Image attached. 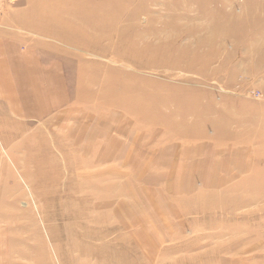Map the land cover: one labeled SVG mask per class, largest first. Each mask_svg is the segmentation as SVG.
<instances>
[{
	"label": "rangeland",
	"instance_id": "obj_1",
	"mask_svg": "<svg viewBox=\"0 0 264 264\" xmlns=\"http://www.w3.org/2000/svg\"><path fill=\"white\" fill-rule=\"evenodd\" d=\"M4 13L58 45L67 96L1 143L0 264H264V0Z\"/></svg>",
	"mask_w": 264,
	"mask_h": 264
},
{
	"label": "crops",
	"instance_id": "obj_2",
	"mask_svg": "<svg viewBox=\"0 0 264 264\" xmlns=\"http://www.w3.org/2000/svg\"><path fill=\"white\" fill-rule=\"evenodd\" d=\"M33 28L21 17H1L0 146L19 136L18 125L58 115L65 105L64 54L45 31Z\"/></svg>",
	"mask_w": 264,
	"mask_h": 264
},
{
	"label": "built area",
	"instance_id": "obj_3",
	"mask_svg": "<svg viewBox=\"0 0 264 264\" xmlns=\"http://www.w3.org/2000/svg\"><path fill=\"white\" fill-rule=\"evenodd\" d=\"M3 10V0H0V14L2 13Z\"/></svg>",
	"mask_w": 264,
	"mask_h": 264
}]
</instances>
